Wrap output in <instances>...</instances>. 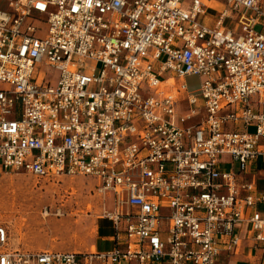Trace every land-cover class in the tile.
Wrapping results in <instances>:
<instances>
[{
	"label": "built area",
	"instance_id": "obj_1",
	"mask_svg": "<svg viewBox=\"0 0 264 264\" xmlns=\"http://www.w3.org/2000/svg\"><path fill=\"white\" fill-rule=\"evenodd\" d=\"M262 141L264 0H0V171L114 200L110 251L13 248L0 225V264H224L243 237L264 253L244 179Z\"/></svg>",
	"mask_w": 264,
	"mask_h": 264
},
{
	"label": "rangeland",
	"instance_id": "obj_2",
	"mask_svg": "<svg viewBox=\"0 0 264 264\" xmlns=\"http://www.w3.org/2000/svg\"><path fill=\"white\" fill-rule=\"evenodd\" d=\"M39 71L47 78L58 76L45 67ZM185 85L188 93L197 94L200 80L190 76ZM186 109L182 103L180 111ZM96 187L90 177L37 180L22 172L0 171V225L8 231L10 246L30 252L110 251L113 227L106 214L114 209V200Z\"/></svg>",
	"mask_w": 264,
	"mask_h": 264
},
{
	"label": "crops",
	"instance_id": "obj_3",
	"mask_svg": "<svg viewBox=\"0 0 264 264\" xmlns=\"http://www.w3.org/2000/svg\"><path fill=\"white\" fill-rule=\"evenodd\" d=\"M260 145L264 150L263 141ZM244 179L252 184L255 194L264 193V154L259 156L257 161L246 170ZM256 210L264 218V204H258ZM113 234L112 230V237ZM220 260L224 264H264V253L251 248V241L243 237L241 247L230 256L223 255Z\"/></svg>",
	"mask_w": 264,
	"mask_h": 264
},
{
	"label": "bare ground",
	"instance_id": "obj_4",
	"mask_svg": "<svg viewBox=\"0 0 264 264\" xmlns=\"http://www.w3.org/2000/svg\"><path fill=\"white\" fill-rule=\"evenodd\" d=\"M93 251H95V250L92 249L91 252H93Z\"/></svg>",
	"mask_w": 264,
	"mask_h": 264
}]
</instances>
